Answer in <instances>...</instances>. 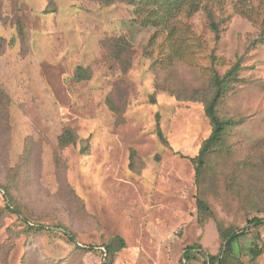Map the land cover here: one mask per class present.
Segmentation results:
<instances>
[{"label": "rangeland", "instance_id": "1", "mask_svg": "<svg viewBox=\"0 0 264 264\" xmlns=\"http://www.w3.org/2000/svg\"><path fill=\"white\" fill-rule=\"evenodd\" d=\"M263 29L264 0H0V264H207L247 226L227 264H264ZM239 58L218 113L241 123L198 178Z\"/></svg>", "mask_w": 264, "mask_h": 264}, {"label": "trees", "instance_id": "2", "mask_svg": "<svg viewBox=\"0 0 264 264\" xmlns=\"http://www.w3.org/2000/svg\"><path fill=\"white\" fill-rule=\"evenodd\" d=\"M105 4H113L118 0H99ZM133 1V0H129ZM213 27L216 31H218V27L215 23H213ZM260 42H264V29L259 37ZM212 61L214 63L215 58L212 56ZM241 58H239L230 69H228L224 74H221L215 67L213 68V74H212V88L213 92L212 94L205 99V111L207 116L210 118L212 123V132L209 135L207 139L204 140L202 147L199 151V154L197 156H194L191 158V161L195 165L196 168V174L199 178L202 174V171L204 167L207 164L208 157L210 154H212L216 149L222 144L224 141V138L226 136L227 131L239 123H241V120H236L231 117H222L218 113V106L224 96L233 88L237 83L240 82V70H241ZM79 79L85 78V74H83L80 69L78 73ZM158 134L159 136L164 139L161 126L158 123ZM78 136L74 129L70 127H66L63 131V133L59 137V141L61 146H67L69 144H77ZM86 147L83 148V151ZM6 189V188H5ZM7 190L6 196H10V192ZM198 209L200 212L211 215L212 211L208 203L202 199L198 198ZM9 209H14L12 205L8 206ZM13 210V211H14ZM262 218L254 217L253 219L249 220V226H259L263 223ZM33 229L42 230L43 226H35L31 227ZM248 226L245 228H242L241 230H230L225 235H223L224 239V245L221 247V251L218 254H208L207 260L204 262L207 264H227V257L230 255L232 251L233 244L237 242L242 236H244L248 231ZM116 240L118 241V246H115L113 244H107L106 248L108 249L109 253H114L118 251L119 249H122L126 246L125 240L122 237H117ZM188 249L195 250L196 248L201 249V246H196V244L189 245L187 247ZM261 249H259L257 252L253 254V257L256 258L262 254ZM193 260H199V257L197 255L190 256L186 255L182 261V264H187V262H191Z\"/></svg>", "mask_w": 264, "mask_h": 264}]
</instances>
